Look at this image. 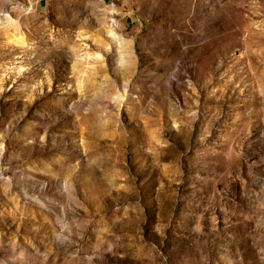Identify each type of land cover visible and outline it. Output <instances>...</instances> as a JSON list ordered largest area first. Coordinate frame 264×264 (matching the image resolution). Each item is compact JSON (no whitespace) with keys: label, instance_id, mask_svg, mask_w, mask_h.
Returning a JSON list of instances; mask_svg holds the SVG:
<instances>
[{"label":"rangeland","instance_id":"1","mask_svg":"<svg viewBox=\"0 0 264 264\" xmlns=\"http://www.w3.org/2000/svg\"><path fill=\"white\" fill-rule=\"evenodd\" d=\"M0 264H264V0H0Z\"/></svg>","mask_w":264,"mask_h":264}]
</instances>
